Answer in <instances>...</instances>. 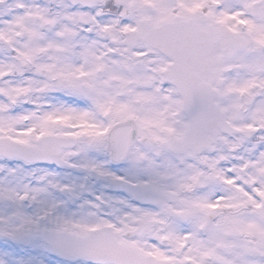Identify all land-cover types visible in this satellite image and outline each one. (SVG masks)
<instances>
[{
    "label": "snow or ice",
    "instance_id": "1",
    "mask_svg": "<svg viewBox=\"0 0 264 264\" xmlns=\"http://www.w3.org/2000/svg\"><path fill=\"white\" fill-rule=\"evenodd\" d=\"M0 264H264V0H0Z\"/></svg>",
    "mask_w": 264,
    "mask_h": 264
}]
</instances>
